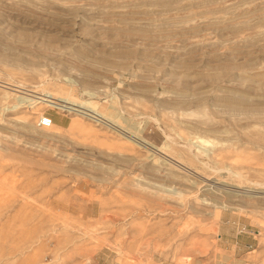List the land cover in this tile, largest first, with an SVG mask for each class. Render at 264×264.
<instances>
[{
    "label": "rangeland",
    "instance_id": "obj_1",
    "mask_svg": "<svg viewBox=\"0 0 264 264\" xmlns=\"http://www.w3.org/2000/svg\"><path fill=\"white\" fill-rule=\"evenodd\" d=\"M0 81V264H264V0H0Z\"/></svg>",
    "mask_w": 264,
    "mask_h": 264
},
{
    "label": "bare ground",
    "instance_id": "obj_2",
    "mask_svg": "<svg viewBox=\"0 0 264 264\" xmlns=\"http://www.w3.org/2000/svg\"><path fill=\"white\" fill-rule=\"evenodd\" d=\"M5 83H9V82H5ZM43 88L44 89H43L42 94L39 95V96H35V99H31L30 97H27L25 95H19L18 97H15V102L11 105V107L19 108V107H21L20 106L21 104L26 105V104H29V103H33L35 101H37V102L38 101H42V102H46L48 104L57 106V107H59L61 109L73 110V111H75V113H78V114H81V115H84V116H89V117H91V118H93L95 120H99L101 122L103 121V119L107 118L106 116H109V117L116 116V112L114 111V107H111V108L108 107L109 111L106 112V114H104L103 112L98 111L95 108V101H93V100H88L87 99V100H79V101L75 102L72 99H70L69 96H67V95H64V94L63 95H57L56 92L47 90L45 86ZM0 89H2V91H4V93L13 92L12 91L13 88L4 85L2 83V81H0ZM73 105H76L77 107H74ZM4 108L7 109V105L4 106ZM49 127H55V123L52 122V124ZM70 127L72 129H76V130L80 131L81 133L97 135V132L95 130H93L92 128L86 126L82 122V120H80V119L79 120L78 119H73L70 122ZM125 137H127V139L129 141L134 142L135 144L139 143V142H137L135 140L134 136L133 137L132 136H130V137L129 136H125ZM195 138H196L195 142L196 141H199V142H202V143L207 142V140H205V139H203V138H201L199 136H195ZM141 142L143 143V141H141ZM215 207L217 209H219V208H221L223 206H219L216 203ZM219 210H217V211L219 212Z\"/></svg>",
    "mask_w": 264,
    "mask_h": 264
},
{
    "label": "built area",
    "instance_id": "obj_3",
    "mask_svg": "<svg viewBox=\"0 0 264 264\" xmlns=\"http://www.w3.org/2000/svg\"><path fill=\"white\" fill-rule=\"evenodd\" d=\"M53 122V118L45 113H40L37 117V125L43 128L49 127Z\"/></svg>",
    "mask_w": 264,
    "mask_h": 264
}]
</instances>
